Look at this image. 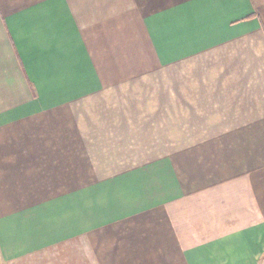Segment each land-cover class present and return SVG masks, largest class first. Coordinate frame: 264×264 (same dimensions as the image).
<instances>
[{"label":"crops","instance_id":"0c3cea01","mask_svg":"<svg viewBox=\"0 0 264 264\" xmlns=\"http://www.w3.org/2000/svg\"><path fill=\"white\" fill-rule=\"evenodd\" d=\"M134 2L122 91L117 3L0 0V259L264 264V0Z\"/></svg>","mask_w":264,"mask_h":264},{"label":"rangeland","instance_id":"374dc122","mask_svg":"<svg viewBox=\"0 0 264 264\" xmlns=\"http://www.w3.org/2000/svg\"><path fill=\"white\" fill-rule=\"evenodd\" d=\"M102 3L101 14L104 13L102 15L104 19L108 18V12H112L110 5L118 4L117 10L114 7V12L117 20L119 17L120 21V85L122 91L139 90L138 82L140 79L149 78L159 73V69H162L158 60L159 56L155 55L153 50L149 48L151 41H155V39L148 30L145 33V14L141 8L142 4L137 5L134 0H101ZM118 10L120 11L117 12ZM158 84L160 82H153V85ZM0 264L6 263L0 259Z\"/></svg>","mask_w":264,"mask_h":264}]
</instances>
